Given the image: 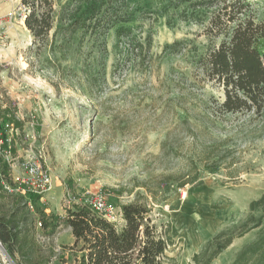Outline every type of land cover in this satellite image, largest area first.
Wrapping results in <instances>:
<instances>
[{"label": "rangeland", "instance_id": "rangeland-1", "mask_svg": "<svg viewBox=\"0 0 264 264\" xmlns=\"http://www.w3.org/2000/svg\"><path fill=\"white\" fill-rule=\"evenodd\" d=\"M249 1L264 23V0ZM53 8L41 45L20 0H0V123L4 108L21 122L15 165L33 157L52 179L36 202L0 184V217L13 216L22 245L11 255L1 243L9 264H75L65 209L97 193L117 208L148 204L167 242L161 264H190L264 192V115L220 111L223 91L203 72L220 42L206 33L211 10L172 0H54ZM123 13L127 22H112ZM254 215L261 226L211 264H231L258 237L264 211Z\"/></svg>", "mask_w": 264, "mask_h": 264}, {"label": "trees", "instance_id": "trees-1", "mask_svg": "<svg viewBox=\"0 0 264 264\" xmlns=\"http://www.w3.org/2000/svg\"><path fill=\"white\" fill-rule=\"evenodd\" d=\"M174 5L189 3L197 8L211 10L206 33L220 39L202 59V68L208 80L223 91L224 98L218 108L223 113L247 112L264 115V23L254 16L249 0H172ZM54 0H20L25 8L24 25L34 43L44 45L53 27ZM123 13L113 23L127 22ZM3 119L21 126V122L2 111ZM4 178L9 180L5 165ZM32 202L39 195L29 194ZM123 225L119 228L94 213L82 202L72 201L66 207L64 224L71 229L74 243L70 249L78 256L75 264H161L167 242L152 223L148 204L133 201L119 206ZM249 216L239 226L226 229L207 242L203 250L195 253L190 264L211 262L232 242L262 223L264 192L249 203ZM40 224L48 228L43 211L37 209ZM245 225V226H244ZM13 216L0 217V242L9 254L21 252L19 232ZM244 227V229H242ZM242 229V230H241ZM231 264H264V230L243 246Z\"/></svg>", "mask_w": 264, "mask_h": 264}, {"label": "built area", "instance_id": "built-area-1", "mask_svg": "<svg viewBox=\"0 0 264 264\" xmlns=\"http://www.w3.org/2000/svg\"><path fill=\"white\" fill-rule=\"evenodd\" d=\"M24 18V15H23ZM20 129L14 123L2 121L0 123V184L9 193L41 195L48 191L52 184L51 174L33 157H27L19 165H15L13 151ZM5 165L8 168L9 180L4 178ZM94 213L101 215L117 227L123 219L121 211L108 203L101 193L91 194L83 202ZM39 225L40 222H39ZM0 264H9L5 249L0 242Z\"/></svg>", "mask_w": 264, "mask_h": 264}, {"label": "crops", "instance_id": "crops-1", "mask_svg": "<svg viewBox=\"0 0 264 264\" xmlns=\"http://www.w3.org/2000/svg\"><path fill=\"white\" fill-rule=\"evenodd\" d=\"M67 230H69L70 234H71V229L69 227H67ZM73 237V236H72ZM74 242V238L72 239V243H70V245H72Z\"/></svg>", "mask_w": 264, "mask_h": 264}]
</instances>
